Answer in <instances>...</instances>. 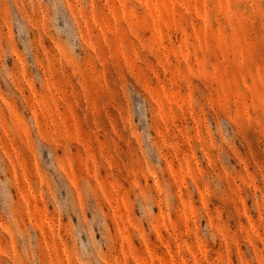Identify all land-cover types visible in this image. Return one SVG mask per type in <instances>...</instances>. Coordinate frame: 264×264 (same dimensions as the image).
Instances as JSON below:
<instances>
[{
  "label": "rangeland",
  "instance_id": "1",
  "mask_svg": "<svg viewBox=\"0 0 264 264\" xmlns=\"http://www.w3.org/2000/svg\"><path fill=\"white\" fill-rule=\"evenodd\" d=\"M0 264H264V0H0Z\"/></svg>",
  "mask_w": 264,
  "mask_h": 264
}]
</instances>
